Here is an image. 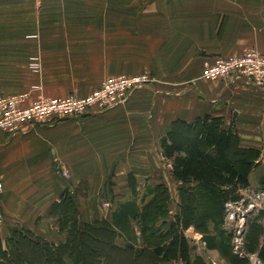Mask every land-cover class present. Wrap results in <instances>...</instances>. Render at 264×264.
I'll list each match as a JSON object with an SVG mask.
<instances>
[{
    "label": "crops",
    "instance_id": "crops-1",
    "mask_svg": "<svg viewBox=\"0 0 264 264\" xmlns=\"http://www.w3.org/2000/svg\"><path fill=\"white\" fill-rule=\"evenodd\" d=\"M250 48L264 54V0H0V94L37 86L30 98H83L111 77L153 79L125 104L96 116L0 131V264L12 257L11 264H24L15 232L63 244L65 232L50 209L64 193L83 223L108 217L110 208L101 206L108 196L111 204L121 198L141 205L157 184L168 189L169 213L176 212L181 183L170 176L159 139L177 118H219L240 147L260 152L241 194L248 216L262 211L256 188L264 178V89L201 78L205 59ZM31 56L40 61L39 73L27 68ZM244 222L226 220L222 227H242L231 254L243 247ZM259 224L264 233V216ZM185 235L192 240L189 264H231L220 236L209 250L192 228ZM244 256L247 264H262L256 250ZM62 260L73 264L66 254Z\"/></svg>",
    "mask_w": 264,
    "mask_h": 264
},
{
    "label": "trees",
    "instance_id": "trees-1",
    "mask_svg": "<svg viewBox=\"0 0 264 264\" xmlns=\"http://www.w3.org/2000/svg\"><path fill=\"white\" fill-rule=\"evenodd\" d=\"M159 151L170 166V176L181 183L178 208L171 217L164 184L152 187L151 197L141 205L133 199L113 201L108 217L93 223L79 221L71 198L64 193L50 209L65 232L63 244L57 247L30 232L22 236L15 232L13 238L18 244L22 241L24 264H64L62 254L73 264H172L178 260L189 264L192 240L185 232L190 228L200 235L206 249L216 247L218 236L225 240L228 244L222 250L230 254L231 264H247L244 254L255 250L264 264V233L259 224L264 209L243 216L248 229L236 254H231L239 236L236 228L222 229L229 206L245 201L241 191L249 189L248 175L260 152L240 147L237 135L224 130L220 119L210 115L192 122L172 121L159 139ZM256 191L264 195V178ZM15 261L7 258L2 264Z\"/></svg>",
    "mask_w": 264,
    "mask_h": 264
},
{
    "label": "built area",
    "instance_id": "built-area-1",
    "mask_svg": "<svg viewBox=\"0 0 264 264\" xmlns=\"http://www.w3.org/2000/svg\"><path fill=\"white\" fill-rule=\"evenodd\" d=\"M35 62H32L34 67H36ZM202 71V78L207 80H230L264 89V54L252 48L244 50L238 56L205 59ZM149 81V76L111 77L83 98L74 95L51 98L41 93L30 98L31 95L27 92L0 94V131L12 134L17 132L22 124L35 127L56 119L96 116L125 104L132 93L149 86ZM60 173L61 176L67 177L65 171ZM3 191V183L0 181V207ZM261 196L264 198L263 193ZM103 207L108 208L109 204L105 202ZM234 244L236 247L240 244L238 237L234 239Z\"/></svg>",
    "mask_w": 264,
    "mask_h": 264
},
{
    "label": "rangeland",
    "instance_id": "rangeland-1",
    "mask_svg": "<svg viewBox=\"0 0 264 264\" xmlns=\"http://www.w3.org/2000/svg\"><path fill=\"white\" fill-rule=\"evenodd\" d=\"M33 61H36L35 63H36V67H34L33 65H32V62ZM28 63H27V68H28V70L29 71H31L32 73H39L40 72V70H41V65H40V61H39V59H38V57L37 56H31V57H29V59H28V61H27ZM138 76H146V77H148L147 75H138ZM117 77V76H116ZM126 77H135V76H126ZM201 78H202V73H201ZM149 79H150V81H149V83H148V85H151L152 84V81H153V79L152 78H150L149 77ZM39 89V87H37V86H34V87H32V89L29 91V92H27V93H32L33 91H37ZM139 91V90H138ZM137 92V91H136ZM135 93V92H134ZM133 94V93H132ZM165 172L163 173V174H165V175H167V171H166V169L164 170ZM156 180L154 179L153 180V182H155ZM153 182H151V183H153ZM108 199V200H107ZM116 201H119V200H121V198H117V199H115ZM105 201H108L109 203V207L108 208H111V206H112V204H111V198L108 196L106 199H104V201L102 202V204H101V206H102V208L104 209V207H103V204L105 203ZM263 201H264V198H263ZM107 203V202H106ZM241 205H243L242 203H241ZM245 205V204H244ZM243 205V207H238L239 209H234V208H230L229 209V212L227 213V218H226V220H231L232 221V219H233V222H241V221H243V216L247 213V211H245V209L247 208L246 207V205L244 206ZM169 209H171V205L169 206ZM235 214H238L239 215V218H237V219H235ZM169 217H171V214L169 213ZM231 217V219H229ZM241 220V221H240ZM235 223H233V225L231 226L232 228H235L234 226H235ZM243 226V225H242ZM242 227H241V225H238L237 227H236V234L238 235H240L241 234V232H243V230L241 229ZM241 230V231H240ZM238 231H240V233H238Z\"/></svg>",
    "mask_w": 264,
    "mask_h": 264
}]
</instances>
